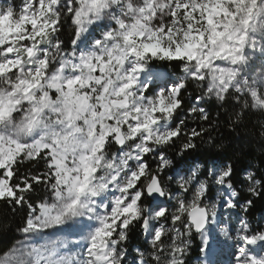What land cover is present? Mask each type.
<instances>
[{
    "label": "snow or ice",
    "instance_id": "1",
    "mask_svg": "<svg viewBox=\"0 0 264 264\" xmlns=\"http://www.w3.org/2000/svg\"><path fill=\"white\" fill-rule=\"evenodd\" d=\"M189 80L203 122L212 99L230 128L264 117V0H3L0 202L26 214L0 226V264H126L137 226L133 264H189L197 235L200 264H224L228 240L227 264H264L237 190L259 196L264 173L193 154L214 138L178 119ZM237 209L238 228L222 219Z\"/></svg>",
    "mask_w": 264,
    "mask_h": 264
},
{
    "label": "trees",
    "instance_id": "2",
    "mask_svg": "<svg viewBox=\"0 0 264 264\" xmlns=\"http://www.w3.org/2000/svg\"><path fill=\"white\" fill-rule=\"evenodd\" d=\"M72 29L69 24L65 25L64 31L61 34V39L66 43L71 39ZM154 67L159 71H167L173 76H177L180 73L178 65L169 62L156 61ZM190 95L193 99L196 94L188 82L186 90L182 92L184 97L183 108L179 113L185 116V120L188 128L208 127L209 123L212 124L213 130L211 136L214 138V143H201L197 141L198 148L194 150V155H214L217 161H230L233 164L235 173L241 179L243 178L245 170L257 171L264 173V128L260 125L264 124V117H261L259 113L256 115L249 114L243 121L240 122L239 126L233 125L229 127V117L232 115L231 102L225 104L223 107L220 106V102L215 99L206 101L199 105L207 109L209 115V121L203 122L196 115H189L187 113L188 107L191 105L187 103L186 96ZM194 101V99L192 100ZM207 140V137H204ZM180 141H177V145ZM217 145L222 146L217 149ZM172 151V150H169ZM249 165H252L249 169ZM34 167L33 164L26 163L21 171L26 168ZM258 173L257 179H260ZM244 184L238 187V191L241 193L240 201L244 199H251L253 204L247 213L241 212L240 215L247 219L250 225L257 224L260 216L264 213V183L258 187L259 196H253L244 192ZM37 195H40L38 189ZM26 211L17 209L13 213L4 203L0 202V226L11 228L12 232L8 233L9 236L13 235L15 228L22 224L25 217ZM143 234L139 229V226L130 233L128 247L129 250L142 247L141 238ZM3 243V241H0ZM198 244L197 236H194L191 243V249L189 253V264H193L198 260ZM133 258H130L132 260Z\"/></svg>",
    "mask_w": 264,
    "mask_h": 264
},
{
    "label": "rangeland",
    "instance_id": "3",
    "mask_svg": "<svg viewBox=\"0 0 264 264\" xmlns=\"http://www.w3.org/2000/svg\"><path fill=\"white\" fill-rule=\"evenodd\" d=\"M2 2H3V0H0V3H2ZM9 2H13L16 5H20L21 0H9ZM154 69L157 70L155 67H154ZM161 72H164V71H161ZM182 75L183 74L180 71L179 75H177V76H182ZM189 83L191 84L194 92L196 94L197 93L200 94V88H199V86L195 82H193L191 80H189ZM192 100L193 99L188 94L186 96L187 103H189L190 105H192L194 103V101H192ZM178 119H185V116L183 114H181V113H178ZM148 159H149L150 162H153L154 161V157H152V156L148 157ZM152 166L155 167L154 162H153ZM244 187H245L244 192L246 194H250L246 190V185H244ZM259 190L260 189L257 188V191H259ZM238 211H239V209L233 210V213H232L231 217L229 216L228 211H224V215H223L222 219L225 221L226 224H228L230 226H235V227L238 228L239 227V221L236 219V215H235V213L238 212ZM261 227H264V213L260 216L259 222L257 224H253V225H250L249 224L250 230H259ZM232 235L235 236V232H233ZM199 239L200 238L197 235V240L199 241ZM221 239L224 240L226 238L223 237V235H221ZM233 244H235V241L234 240H228L227 244L225 245V255L222 257V259L224 261V264H227V262L229 260L228 253L231 252V251H234V248H230V247H228V245H233ZM141 246L142 247H146L147 246L144 235L141 238ZM134 249L135 248L129 250V255L126 258V264H133V260H130V258H133V256L135 255ZM193 264H200V261H196Z\"/></svg>",
    "mask_w": 264,
    "mask_h": 264
}]
</instances>
